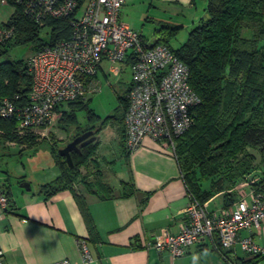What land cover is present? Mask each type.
<instances>
[{"label": "built area", "instance_id": "obj_1", "mask_svg": "<svg viewBox=\"0 0 264 264\" xmlns=\"http://www.w3.org/2000/svg\"><path fill=\"white\" fill-rule=\"evenodd\" d=\"M126 0H0L14 6L37 26L50 19L70 18L68 39L44 45L23 60L29 79L25 97L19 93L0 98V118L14 120L19 137L35 135L51 127L67 104L84 101L100 89L104 75L120 78L129 69L131 80L123 117L128 153L145 139L160 143L175 157L176 140L193 124L198 97L188 83V69L165 45L148 46L138 31L120 20ZM15 28L0 24V48L12 42ZM147 45V46H146ZM176 158V157H175ZM228 207L208 211L187 192L184 219L176 234L163 229L146 242L148 248L166 251L172 259L191 247L211 240L220 250L235 246L248 256L264 257V249L252 240L264 225V159L244 175L234 189ZM9 210L7 193L0 187V220ZM250 235L241 237V233ZM81 261L92 257L85 240L77 242ZM0 264H4L0 249ZM51 264H72L59 260Z\"/></svg>", "mask_w": 264, "mask_h": 264}, {"label": "trees", "instance_id": "obj_2", "mask_svg": "<svg viewBox=\"0 0 264 264\" xmlns=\"http://www.w3.org/2000/svg\"><path fill=\"white\" fill-rule=\"evenodd\" d=\"M203 15L176 49L168 40L180 27L158 32L152 45H165L187 67L189 86L199 99L192 126L175 144L186 190L200 205L222 194L223 207H228L235 199L231 188L256 166L247 150H259L258 162L264 159V0H206ZM8 23L15 28V37L0 48V59L11 47L29 46L36 51L68 39L71 33L70 18L50 19L37 26L18 8ZM28 88L22 60L0 62V98L16 93L25 97ZM128 91L129 86L123 88V95H116L122 118ZM81 105L72 103L70 113L63 112L69 123L76 118L73 108ZM15 126L14 120L0 118V139L19 145L31 142L34 136L19 137ZM85 149L70 154L71 162L73 155L80 159L72 168L59 157L55 162L59 175L42 187L46 193L71 188L84 163ZM204 183L208 189L202 188ZM86 185L101 199L110 197L108 186L100 180ZM75 196L85 221L91 224L85 201ZM261 258L238 263L256 264Z\"/></svg>", "mask_w": 264, "mask_h": 264}, {"label": "crops", "instance_id": "obj_3", "mask_svg": "<svg viewBox=\"0 0 264 264\" xmlns=\"http://www.w3.org/2000/svg\"><path fill=\"white\" fill-rule=\"evenodd\" d=\"M131 1L126 0L120 10V20L129 27L122 12ZM199 1L203 13L206 0ZM160 2L188 4L189 9L194 7V14L198 0ZM201 17L191 23L192 27ZM153 42L146 44L150 46ZM114 159L120 163L117 170L113 166ZM97 162L98 159L91 163L95 166ZM104 162L105 172L109 171L111 175L108 177L104 171L97 174L101 176L98 180L110 190L107 199H101L92 187L89 192L86 184L90 183H82V174L70 189L61 188L52 194L42 187L54 179L35 189L29 187V191L22 189L23 193H12L1 187L9 199V210L0 220L4 264H51L59 260L79 264L81 256L77 242L80 240L87 243L92 257L90 264H239L238 260L254 258L245 255L238 246L231 251L220 250L211 240L191 247L187 254L176 259L166 251L148 248L146 242L161 230L178 233L184 219L187 190L176 158L170 150L149 139L125 154L118 140L117 154L113 160ZM202 188L208 189V183ZM124 193L129 195L124 196ZM74 194L85 201L91 224L85 221ZM217 199H220V205L209 207V203ZM223 203V195L216 194L204 203V207L212 211L223 207ZM251 233L253 242L264 249V225L259 234ZM249 235V232H243L240 236ZM256 264H264V257Z\"/></svg>", "mask_w": 264, "mask_h": 264}, {"label": "rangeland", "instance_id": "obj_4", "mask_svg": "<svg viewBox=\"0 0 264 264\" xmlns=\"http://www.w3.org/2000/svg\"><path fill=\"white\" fill-rule=\"evenodd\" d=\"M127 3L126 10L122 12L125 16L124 21L140 33L145 43L154 41L159 33H166L164 29L167 27H180L168 40V45L172 49H176L186 41L193 25L191 23L203 14V6L199 0L194 14L193 6H191L193 9H189L188 4L184 5L181 2L177 4L161 3L160 0H132ZM15 12L14 6H0V24H6ZM33 51V48L29 46L11 47L7 54L1 57L0 62L23 61ZM102 70L97 78L101 84L99 91L87 95L84 101L78 102L82 105L73 108L76 117L73 122L69 123L62 113L57 122L49 128L39 130L33 135L31 142L25 145L0 139V187L8 188L12 193H23L24 191L19 187L22 183H27L31 189H35L37 185L55 179L59 172L55 162L60 160L57 152L75 137L88 131L95 133L96 140L83 151L85 153L84 163L79 168L81 172L78 170L77 179L82 174L80 180L83 184L87 182L93 184L99 177L101 178L97 172L104 171L105 174L107 172L108 177L111 175L109 171L105 172L104 160H113V156L117 154L118 140L123 152L128 153L125 147L124 121L121 114L117 112L119 103L116 95L124 94L123 88L126 89L129 86L131 73L127 69L120 78H112L102 75L105 73V66ZM70 107L71 104H65L62 112L70 113ZM115 116L119 119L114 120ZM247 151L254 156L255 164H257L259 150L248 149ZM96 158L98 162L94 166L91 162L97 160ZM79 160L76 155H73V164ZM60 161L64 162V159ZM119 165L120 163L115 160L114 169L117 170ZM235 186L236 184L231 189L234 190ZM218 205H220V199L209 203V207Z\"/></svg>", "mask_w": 264, "mask_h": 264}, {"label": "water", "instance_id": "obj_5", "mask_svg": "<svg viewBox=\"0 0 264 264\" xmlns=\"http://www.w3.org/2000/svg\"><path fill=\"white\" fill-rule=\"evenodd\" d=\"M96 140V136L92 131H88L80 136L74 138L70 143H68L64 148L60 149L57 153L58 156L64 159V162L69 168H72V162L70 154L72 152L79 153L80 149L91 144ZM21 189L25 191H29V184L22 183L19 186Z\"/></svg>", "mask_w": 264, "mask_h": 264}, {"label": "flooded vegetation", "instance_id": "obj_6", "mask_svg": "<svg viewBox=\"0 0 264 264\" xmlns=\"http://www.w3.org/2000/svg\"><path fill=\"white\" fill-rule=\"evenodd\" d=\"M84 133H86V132H84ZM84 133H82V134H84ZM78 136H80V135H78ZM78 136H77V137H78ZM75 138H76V137H75ZM69 143H70V142H69ZM87 146H88V145H87ZM85 147H86V146H85ZM85 147H83V148H85ZM83 148H81L80 151H81ZM72 153H75V152H72Z\"/></svg>", "mask_w": 264, "mask_h": 264}]
</instances>
